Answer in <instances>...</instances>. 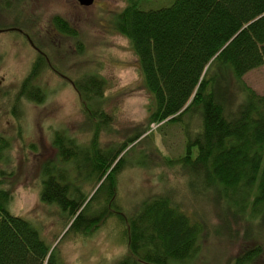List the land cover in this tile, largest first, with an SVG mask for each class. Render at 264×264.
<instances>
[{"label": "trees", "instance_id": "16d2710c", "mask_svg": "<svg viewBox=\"0 0 264 264\" xmlns=\"http://www.w3.org/2000/svg\"><path fill=\"white\" fill-rule=\"evenodd\" d=\"M143 1L127 0L115 28L130 41L151 96L146 130L118 148L99 147L93 139L82 144L55 130L57 162L42 165L41 202L59 208L67 231L85 234L98 227L110 216L114 178L128 147L145 137L152 124L163 129L177 123L183 152L166 162L183 169L188 183L197 178L222 216L241 221L248 210L246 220L264 227V96L242 80L264 65V0H174L154 9H143ZM55 23L61 32L73 33L61 18ZM46 65L37 52L36 62L19 83V98L44 100L35 81ZM225 67L238 97L220 91ZM76 82L86 124L95 130L107 125L109 116L102 101L97 102L103 81L90 74ZM9 149V140L0 135V161H7ZM84 183L90 184L92 195L83 192ZM103 192L108 203L101 205ZM11 197L0 180V264H62L56 247L44 241L37 227L10 210ZM181 208L169 194H162L143 201L129 217L114 210L111 214L126 222L128 248L117 264L192 263L203 226ZM245 232L244 242L252 246H245L235 264H250L264 253L259 242L263 239L247 228Z\"/></svg>", "mask_w": 264, "mask_h": 264}, {"label": "rangeland", "instance_id": "374dc122", "mask_svg": "<svg viewBox=\"0 0 264 264\" xmlns=\"http://www.w3.org/2000/svg\"><path fill=\"white\" fill-rule=\"evenodd\" d=\"M173 1L144 0L141 6L154 9ZM13 3L16 0H0V135L10 143L7 161H0V180L12 196L10 210L37 227L44 241L56 247L62 264H117L128 250L126 222L111 213L117 210L121 217H129L143 201L162 194H169L173 203L202 222L197 256L188 264H235L245 246H252L244 242L246 228L263 239L259 242L264 248V227L246 220L248 210L241 221L222 216L197 178L190 185L183 169L166 162L165 158L183 152V133L177 123H167L163 129L152 124L145 137L128 147L114 178V195L107 207L110 216L85 234L67 231L59 208L40 200L42 165L57 162L54 131H63L82 144L93 139L99 147L118 148L137 131L146 130L151 96L143 86L130 41L115 28L127 0H94L89 6L76 0H23L18 18L7 7ZM55 17L66 21L73 33L61 32ZM7 27H21L35 46L41 45L54 67L46 65L36 78L35 84L44 93L41 103L16 94L36 62L37 52L24 36ZM223 73L220 91L238 97L230 70L225 67ZM90 74L103 81L102 98L97 102L102 101L109 116L107 125L97 130L86 124L84 103L76 87V81ZM242 80L264 96V65L247 72ZM83 190L89 194L93 189L84 183ZM107 197L104 192L99 195L101 205L108 203ZM250 264H264V253Z\"/></svg>", "mask_w": 264, "mask_h": 264}, {"label": "flooded vegetation", "instance_id": "af4514ba", "mask_svg": "<svg viewBox=\"0 0 264 264\" xmlns=\"http://www.w3.org/2000/svg\"><path fill=\"white\" fill-rule=\"evenodd\" d=\"M94 1V0H93ZM23 2V0H16V3H13V5L7 6L8 9L13 13V16L18 18V16H20V7L19 5ZM27 2L29 3V0H27ZM17 10V11H16ZM57 18V17H55ZM59 18V17H58ZM3 29V28H2ZM6 30H11L16 34L22 35L25 37L27 43L29 44V46L35 51L38 52L39 54H41L44 58L45 61L47 62L48 67H50L51 69H54L53 66H51L50 61L48 60V57L45 56L44 51L41 50L39 47H37V45L35 46L33 41L31 40V38L29 37V35L23 31V29L21 27H7L5 28ZM1 30V29H0ZM21 36V37H22Z\"/></svg>", "mask_w": 264, "mask_h": 264}, {"label": "water", "instance_id": "95a60500", "mask_svg": "<svg viewBox=\"0 0 264 264\" xmlns=\"http://www.w3.org/2000/svg\"><path fill=\"white\" fill-rule=\"evenodd\" d=\"M82 6H89L93 3V0H76Z\"/></svg>", "mask_w": 264, "mask_h": 264}]
</instances>
